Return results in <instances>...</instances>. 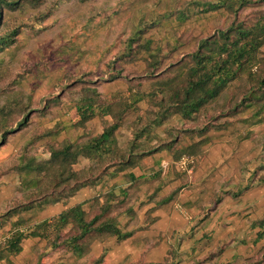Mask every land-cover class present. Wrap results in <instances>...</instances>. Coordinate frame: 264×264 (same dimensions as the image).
<instances>
[{"label":"trees","instance_id":"16d2710c","mask_svg":"<svg viewBox=\"0 0 264 264\" xmlns=\"http://www.w3.org/2000/svg\"><path fill=\"white\" fill-rule=\"evenodd\" d=\"M28 1L0 0V61L10 50L18 49L11 47L17 43L21 32L19 26L10 27L4 23V10L17 11ZM103 2L87 25H92L99 17L105 19L104 24V21L111 22L114 16L120 18L126 15L133 25L123 50L109 60L108 69L100 81H124L128 84V92L105 96L97 88L100 82H88L84 78L76 80L75 84L80 85V95L74 98L75 117L70 123L58 120L53 127L35 134L23 147L13 169L18 175V187L24 200L14 202L0 216V227L8 223L11 225L10 237L0 243V264H16L13 258L22 255L23 242L27 239L45 242V248L41 250L35 245L25 264H42L43 256L48 255L50 250L59 254L57 264H76L89 257L96 242L111 238L118 242L126 241L136 231L146 230L155 223L156 217L151 211L155 212L175 200L182 187L157 200L145 225L129 231V222L138 221L133 194L141 184L149 186L160 180L154 193L149 195V202L167 184L164 178L161 181V170H151V175H135L132 170L141 166L144 159L162 152L169 153L174 160L183 155L200 158L213 141L210 133L225 131L231 123L230 119L242 113L248 114L243 122L249 123L250 127L264 124V11H256L246 18L240 15L244 9L262 6L264 0H213L204 3L189 0V3L184 2L185 10L173 7L174 12L165 10L158 17L155 12L143 9L149 6L151 0ZM193 3L198 7L195 14L223 8L233 21L228 27L200 39L193 51L177 60H173L175 58L171 55L181 44L172 42L170 50L155 52L151 47L152 41L144 39L147 32L164 19L169 20L171 15H178L182 22L190 19L194 15L191 12ZM65 47L68 46L63 45V49ZM138 58L144 65L141 73L128 72L126 66L118 67L119 63H135ZM146 84L149 88L144 90ZM234 84H238L237 92L231 94L228 91ZM67 88L69 85H66ZM61 103L60 95L49 96L35 113L45 117L52 107ZM17 105L20 118L11 124L9 121L16 117L15 110L0 108V147L7 143L9 137L32 123L29 110L31 98L27 103L17 101ZM130 116L132 119H129ZM95 120L102 124L99 134H78L79 130L86 131L89 123ZM124 129L131 134L128 139L120 141V132ZM163 129L166 138H160L159 130ZM63 133L67 137L56 143L55 140ZM41 140H47L48 158H38L30 153L29 148ZM81 159L93 161L95 165L76 170L75 165ZM260 171L263 172L261 178L255 180ZM121 174L125 182L108 185L109 179ZM246 180L247 183L239 184L238 191L232 194L234 199L256 186L264 185V162ZM85 189L94 191L95 195L90 200L68 207L51 220H40L33 214L34 210L41 211L49 205H68ZM216 201L219 203L221 200ZM122 218H127L129 222L123 224ZM252 228L261 229L258 239L264 238V215L252 223ZM216 255L220 256L221 251ZM105 256L106 251L90 264H102ZM258 258L249 261V264H264V247ZM209 260L213 258L204 261L207 263ZM163 264L174 263L167 259Z\"/></svg>","mask_w":264,"mask_h":264},{"label":"rangeland","instance_id":"374dc122","mask_svg":"<svg viewBox=\"0 0 264 264\" xmlns=\"http://www.w3.org/2000/svg\"><path fill=\"white\" fill-rule=\"evenodd\" d=\"M103 1L29 0L24 2L23 7L17 11L4 10V23L10 27L19 26L21 32L17 37V43L11 47V49H18L10 50L0 61L2 63L0 67V108L7 107L15 110L16 117H12L13 119L9 121L10 124L14 123L20 118L17 101L20 104L27 103L30 97L29 110L32 123L23 131L9 137L7 143L0 147V216L5 214L14 202L24 200L22 191L18 187V175L13 169L19 161L23 147H26L25 145L35 134L43 133L46 128L53 127L58 120L70 123V120L75 117L74 98L80 95V85L75 84L76 80L84 78L88 82H100L97 88L105 96L128 92V84L124 81H100L104 78L105 70L108 69L106 65L109 60L123 50L124 42L133 25L127 15L120 18L114 16L111 22L104 21V24L105 19L99 17L92 25H87L95 11H99L96 8L103 6L105 3ZM205 1L213 0H196L198 3ZM184 2L189 3V0H151L149 6L143 9L147 12H155V16L158 17L165 10L174 12L173 7L176 10H185ZM191 6V12H194V15H191L190 19L182 22L177 18L178 15H171L169 20L164 19L147 32L144 39L152 41L151 47L155 52L170 50L172 42L181 44V47L171 55V58L173 56L175 58L173 60H177L182 55L193 51L200 39L228 27L233 21V17L223 8L206 14L201 12L195 14L198 7L194 3ZM256 11H264V4L260 7L244 9L240 15L246 18ZM109 13L111 11L106 16ZM63 45L68 47L63 49ZM64 50L65 53H63ZM120 65L126 66L125 69L128 72L137 73H141L144 66L139 58L135 63L127 65L119 63L118 67ZM66 85H69V88L66 89ZM237 86L238 84L232 85L228 92L236 94ZM147 88L149 85H144L143 89ZM53 95H60L62 103L52 107L45 117L35 113L42 107L44 101ZM142 108L145 109L146 105L143 104ZM11 115L13 116L14 112ZM247 115V113H242L239 117L230 119L231 123L225 131L219 133L212 131L210 136L213 141L206 147V153L200 158L183 155L179 160H174L169 153L162 152L144 159L141 166L132 170L136 176L151 175L153 174L151 170H161V181L164 178L167 182L151 202H149V195L154 193L160 180L152 182L149 186L141 184L140 189L133 194V206L138 215V222H141L140 228L145 225L155 202L180 186L182 187L175 200L161 206L159 208L162 209L161 212L181 211L190 214L189 212L194 210L199 213L203 208L201 204H205L206 198H214L213 202H217L215 192L219 188L217 181L223 169L232 176L233 181L238 179L241 185L247 183L246 178L249 174L252 175L264 162V124L250 127L249 123L243 122ZM129 119H132V116ZM101 131V122L95 120L89 123L86 131L79 130L78 134L88 132L96 135ZM126 131L124 129L120 132V141L128 139L131 133ZM159 131L160 138H166L165 130ZM66 137L67 134L63 133L55 141L56 143L61 142ZM46 141L41 140L32 145L29 148L30 153L38 158H48L50 154L48 146L45 145ZM183 158L190 160L186 166H182ZM94 165L93 161L81 159L75 165V169L81 170ZM262 173V171L258 172L255 180L261 178ZM240 175L245 178L243 181ZM123 182L125 178L121 174L109 179L108 185ZM197 197L200 200H197ZM190 199H196L194 204L184 203ZM214 203L208 206L207 212L213 211ZM186 204L190 207L184 206ZM159 209L155 212L151 211V214H155ZM33 212L39 218L48 215L45 209ZM122 219V223L126 224L128 219ZM12 220L16 219L12 218ZM10 231V223L0 227V243H4L10 237ZM38 241V239L25 240L23 242L24 252L17 258L14 257L13 260L17 264H25V260L30 259L28 256L32 255L35 245L44 250L45 242ZM58 256L59 254L50 250L48 255L43 256L42 264H57ZM93 260L87 257L86 260L76 264H90Z\"/></svg>","mask_w":264,"mask_h":264},{"label":"crops","instance_id":"0c3cea01","mask_svg":"<svg viewBox=\"0 0 264 264\" xmlns=\"http://www.w3.org/2000/svg\"><path fill=\"white\" fill-rule=\"evenodd\" d=\"M231 177L222 170L215 192L217 200H221L219 203H214V198H206L202 211L192 210L191 215L181 211L163 213L159 209L152 214L156 221L147 230L136 231L124 242L115 238L96 242L89 258L98 259L106 251L102 264H163L167 259L174 264H249V261L259 259L264 238L258 239L261 229H253L252 223L264 215V185L234 199L232 194L238 191L239 182ZM94 195V191L82 190L68 205H49L45 209L48 215L39 219L51 220L68 207L90 200ZM196 199L184 203L192 205ZM211 203L215 207L207 212ZM187 204L184 206L190 207ZM131 222L129 231L140 228L141 222ZM220 251L221 255H216ZM209 257L213 260L206 263L204 260Z\"/></svg>","mask_w":264,"mask_h":264},{"label":"built area","instance_id":"2783aa9c","mask_svg":"<svg viewBox=\"0 0 264 264\" xmlns=\"http://www.w3.org/2000/svg\"><path fill=\"white\" fill-rule=\"evenodd\" d=\"M188 162H190V160L189 159H187V158H183L182 159V166H186V164H188Z\"/></svg>","mask_w":264,"mask_h":264}]
</instances>
